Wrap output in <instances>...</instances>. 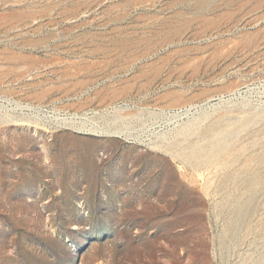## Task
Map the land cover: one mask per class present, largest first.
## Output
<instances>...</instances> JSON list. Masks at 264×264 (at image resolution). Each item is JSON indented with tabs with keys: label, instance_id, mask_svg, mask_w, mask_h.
<instances>
[{
	"label": "rangeland",
	"instance_id": "1",
	"mask_svg": "<svg viewBox=\"0 0 264 264\" xmlns=\"http://www.w3.org/2000/svg\"><path fill=\"white\" fill-rule=\"evenodd\" d=\"M0 264H264V0H0Z\"/></svg>",
	"mask_w": 264,
	"mask_h": 264
}]
</instances>
